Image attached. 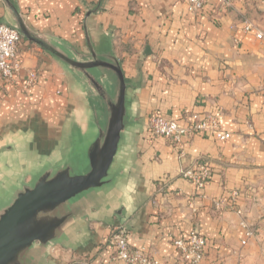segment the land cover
Instances as JSON below:
<instances>
[{
	"label": "crops",
	"instance_id": "crops-1",
	"mask_svg": "<svg viewBox=\"0 0 264 264\" xmlns=\"http://www.w3.org/2000/svg\"><path fill=\"white\" fill-rule=\"evenodd\" d=\"M88 12L93 44L110 41L129 84L131 124L114 162L118 183L70 241L49 246L47 264H122L108 244L119 226L133 249L171 264L175 239L194 228L206 239L200 264H264V39L243 29L248 19L264 30V0L229 11L209 0L198 13L183 0H0V23L20 20L55 49L21 35L17 82L0 81L6 174L30 182L67 127L91 124L83 87L54 52H89ZM28 69L38 80L25 90ZM153 112L181 123L189 112L212 113L231 137L196 134L181 155L146 131ZM199 158L212 169L203 189L181 174Z\"/></svg>",
	"mask_w": 264,
	"mask_h": 264
},
{
	"label": "water",
	"instance_id": "water-1",
	"mask_svg": "<svg viewBox=\"0 0 264 264\" xmlns=\"http://www.w3.org/2000/svg\"><path fill=\"white\" fill-rule=\"evenodd\" d=\"M90 14L84 19L89 52L54 51L83 87L91 110V124H78L84 133L93 127L97 134L87 151L89 168L83 173L74 172L78 160L57 153L36 168L30 182H24L6 174L11 172L1 160L6 148H0V264H47L49 246L70 241L91 208L102 201L103 193L118 183L120 170L114 162L123 130L131 124L129 84L110 41L93 44L87 26ZM11 26L55 50L22 21Z\"/></svg>",
	"mask_w": 264,
	"mask_h": 264
},
{
	"label": "built area",
	"instance_id": "built-area-1",
	"mask_svg": "<svg viewBox=\"0 0 264 264\" xmlns=\"http://www.w3.org/2000/svg\"><path fill=\"white\" fill-rule=\"evenodd\" d=\"M192 13L202 11L209 0H183ZM221 11L235 10L238 3L250 0H218ZM253 1V0H251ZM243 29L254 32L259 39H264V30L252 21L245 19ZM21 34L9 24L0 23V81L15 83L22 70V60L19 52ZM38 80L37 71L28 69L26 79L22 83L27 90L35 85ZM146 131L154 137H163L173 146L177 147L180 154H184L185 143L196 134L205 133L215 138L226 141L231 137V132L225 130L217 115L212 113L189 112L184 117V122L166 118L160 112H153L148 117ZM181 174L190 180L199 189H203L209 182L212 169L207 158L195 160L192 167L182 169ZM252 232L247 231V236ZM246 240H243V244ZM108 244L114 251L115 258L122 264H171L169 261L150 256L142 249H133L128 242L127 230L116 227L108 238ZM174 245L178 250L177 263L200 264L206 257V239L201 232L194 228L187 238L175 239Z\"/></svg>",
	"mask_w": 264,
	"mask_h": 264
},
{
	"label": "rangeland",
	"instance_id": "rangeland-1",
	"mask_svg": "<svg viewBox=\"0 0 264 264\" xmlns=\"http://www.w3.org/2000/svg\"><path fill=\"white\" fill-rule=\"evenodd\" d=\"M81 127V125L73 123L66 128L58 151V155L62 157H73L78 160L77 167L74 168V172L77 173H83L88 170L87 151L91 141L97 136L92 129L93 127H90L85 133ZM45 162H47V159L42 161L43 164ZM33 176L34 174H32V178Z\"/></svg>",
	"mask_w": 264,
	"mask_h": 264
}]
</instances>
